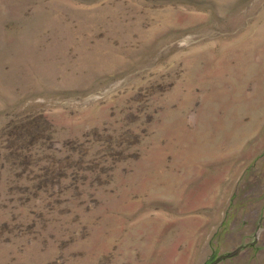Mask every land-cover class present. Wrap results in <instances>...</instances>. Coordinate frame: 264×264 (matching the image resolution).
Masks as SVG:
<instances>
[{
    "label": "rangeland",
    "instance_id": "374dc122",
    "mask_svg": "<svg viewBox=\"0 0 264 264\" xmlns=\"http://www.w3.org/2000/svg\"><path fill=\"white\" fill-rule=\"evenodd\" d=\"M0 264H264V0H0Z\"/></svg>",
    "mask_w": 264,
    "mask_h": 264
}]
</instances>
